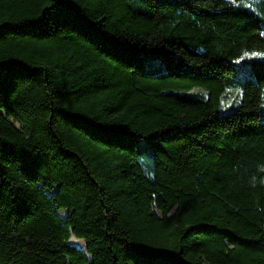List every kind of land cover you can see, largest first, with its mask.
<instances>
[{
  "label": "trees",
  "instance_id": "1",
  "mask_svg": "<svg viewBox=\"0 0 264 264\" xmlns=\"http://www.w3.org/2000/svg\"><path fill=\"white\" fill-rule=\"evenodd\" d=\"M0 264H264V0H0Z\"/></svg>",
  "mask_w": 264,
  "mask_h": 264
},
{
  "label": "rangeland",
  "instance_id": "2",
  "mask_svg": "<svg viewBox=\"0 0 264 264\" xmlns=\"http://www.w3.org/2000/svg\"><path fill=\"white\" fill-rule=\"evenodd\" d=\"M62 216L65 217V215ZM70 242L77 245L78 248H81V246L75 241V239L72 238Z\"/></svg>",
  "mask_w": 264,
  "mask_h": 264
}]
</instances>
